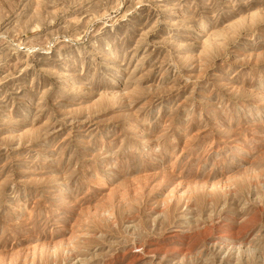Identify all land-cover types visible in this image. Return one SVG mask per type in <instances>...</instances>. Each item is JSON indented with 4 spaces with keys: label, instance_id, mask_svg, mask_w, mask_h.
<instances>
[{
    "label": "rangeland",
    "instance_id": "obj_1",
    "mask_svg": "<svg viewBox=\"0 0 264 264\" xmlns=\"http://www.w3.org/2000/svg\"><path fill=\"white\" fill-rule=\"evenodd\" d=\"M262 94L264 0H0V264H264Z\"/></svg>",
    "mask_w": 264,
    "mask_h": 264
},
{
    "label": "bare ground",
    "instance_id": "obj_2",
    "mask_svg": "<svg viewBox=\"0 0 264 264\" xmlns=\"http://www.w3.org/2000/svg\"><path fill=\"white\" fill-rule=\"evenodd\" d=\"M207 42V41H206ZM207 45V44H206ZM212 45V44H211ZM207 47V46H206ZM210 47H212V46H210ZM205 48V47H204ZM208 48H209V46H208ZM206 49V48H205ZM255 93V92H254ZM115 97V96H114ZM120 97V96H119ZM262 98H264V94H262ZM261 98V99H262ZM42 100V99H41ZM263 100V99H262ZM39 101V100H38ZM262 104V103H261ZM257 106V105H256ZM36 107V106H35ZM263 107V106H262ZM259 112L261 113V114H264V109H261V110H259ZM148 142V141H147ZM151 142V141H150ZM237 147V146H236ZM184 187V186H183ZM182 189V188H181ZM206 189V188H205ZM177 191H179L178 189H177ZM185 192H186V190H184ZM188 191V190H187ZM193 191V190H192ZM175 193H176V191H174ZM172 193V192H171ZM186 193H188V192H186ZM185 195V194H184ZM171 196V195H170ZM187 196H188V194H187ZM189 196H190V194H189ZM188 196V197H189ZM174 197H175V195H174ZM185 197V196H184ZM173 198V197H172ZM178 198V197H177ZM182 199H183V197H182ZM181 201V200H180ZM22 213V212H21ZM107 216H109V214L107 215ZM16 217V216H15ZM227 233V232H226ZM224 235H226V234H224ZM76 237V235H73V237ZM223 236V235H222ZM73 237H72V240H73ZM220 237V236H219ZM228 237V236H227ZM77 238H78V236H77ZM74 239H76V238H74ZM79 239V238H78ZM228 240V239H227ZM74 241H76V240H74ZM228 242V241H227ZM216 244V243H215ZM229 246V245H228ZM239 247V246H238ZM152 252V251H151ZM158 252V251H157ZM161 252V251H160ZM159 252V253H160ZM165 255V254H164ZM151 256V255H150ZM164 257V256H163ZM162 257V258H163ZM165 258V257H164ZM161 259V258H160ZM145 261V260H144ZM163 264V263H162Z\"/></svg>",
    "mask_w": 264,
    "mask_h": 264
}]
</instances>
